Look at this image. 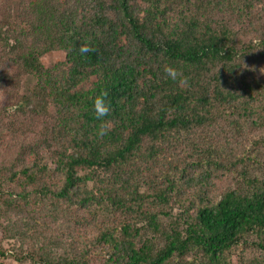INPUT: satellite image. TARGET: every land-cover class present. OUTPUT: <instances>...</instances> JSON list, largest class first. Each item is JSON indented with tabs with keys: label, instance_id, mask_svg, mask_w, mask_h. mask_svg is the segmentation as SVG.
Returning a JSON list of instances; mask_svg holds the SVG:
<instances>
[{
	"label": "trees",
	"instance_id": "1",
	"mask_svg": "<svg viewBox=\"0 0 264 264\" xmlns=\"http://www.w3.org/2000/svg\"><path fill=\"white\" fill-rule=\"evenodd\" d=\"M258 63L264 0H0V263L264 264Z\"/></svg>",
	"mask_w": 264,
	"mask_h": 264
},
{
	"label": "rangeland",
	"instance_id": "2",
	"mask_svg": "<svg viewBox=\"0 0 264 264\" xmlns=\"http://www.w3.org/2000/svg\"><path fill=\"white\" fill-rule=\"evenodd\" d=\"M63 60H64L63 52L55 51V52H52V53L44 56L42 58V63L45 67H48L54 63L62 62ZM254 70L259 75L264 74V68L260 63L255 65ZM0 240H1V236H0ZM14 244H15L14 240H7V239L1 240V246H2L3 250H9L12 246H14ZM248 253H249V251H248L247 247L240 246V247L235 249L236 255H244V254H248ZM0 264H15V263L12 262L11 258H7V259H5L4 263H0Z\"/></svg>",
	"mask_w": 264,
	"mask_h": 264
},
{
	"label": "clouds",
	"instance_id": "3",
	"mask_svg": "<svg viewBox=\"0 0 264 264\" xmlns=\"http://www.w3.org/2000/svg\"><path fill=\"white\" fill-rule=\"evenodd\" d=\"M165 72L169 77H171L173 80H175L178 76V72L175 68L166 66ZM186 83V81H184ZM93 111L96 115L97 119H102L106 117L110 112V106L107 102V96L106 93H101L100 95H97L93 100ZM99 135L103 136L106 134V126L101 125L100 130L98 132Z\"/></svg>",
	"mask_w": 264,
	"mask_h": 264
}]
</instances>
